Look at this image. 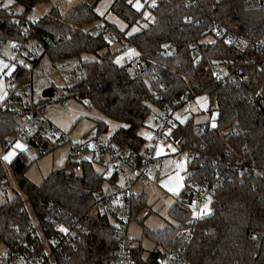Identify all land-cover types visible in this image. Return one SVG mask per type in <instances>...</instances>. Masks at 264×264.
I'll use <instances>...</instances> for the list:
<instances>
[{
	"label": "trees",
	"instance_id": "obj_1",
	"mask_svg": "<svg viewBox=\"0 0 264 264\" xmlns=\"http://www.w3.org/2000/svg\"><path fill=\"white\" fill-rule=\"evenodd\" d=\"M44 1L48 0H13L8 7L21 9L16 16H11L0 1L3 46L12 41H20L26 48L38 43L42 53L36 63L43 55L54 62L83 53L94 55L93 59L80 60V78L70 91L78 98L83 94V99L106 117L128 125L113 132L116 141L139 145L145 140L140 129L154 109L163 106L153 99L158 82L167 84V99L204 96L208 103L209 118L198 121L197 114H202L198 107L195 115L179 121V132L188 142H195L198 150L195 160L187 165L190 174L184 178V185L189 177L204 174L215 180L214 210L198 223L191 238L181 240L176 234L191 218L190 211L177 201L169 211L177 224L157 231L144 226L143 235L155 243V248L144 257L142 245L134 246L137 263L158 264L162 250L176 245L185 248L193 264H264V68L252 66L221 38L200 45L203 58L199 64L192 59L189 48L206 35L205 29L214 22L247 38L264 39V0H200L199 7L189 5L188 0H158L155 7L151 0H140L143 7L139 11L133 7L136 0H112L110 12L127 24L120 29L116 23L106 22L115 41L109 39L108 31L93 34L83 29V25L100 17L95 9L98 0H83L65 14L53 6L39 18L33 33H24L22 25L30 19L29 13ZM188 15L190 21L186 19ZM133 28L138 31L133 32ZM67 34L71 39L62 40ZM111 42L122 48L100 53ZM126 46L135 48L151 70L135 74L128 66L117 64L116 55ZM223 63L230 69H241L247 78L242 81L235 76L232 83L215 81L211 71ZM7 64L13 65L9 61ZM6 72L3 71L4 78L12 82L8 96L0 102L1 146L20 127L21 115L18 111L1 110V104L22 99L17 90L30 71L28 67H14L11 74ZM51 99L41 97L35 105L44 106ZM94 129L97 136L102 135L107 124L99 120ZM45 144L49 149L58 145ZM24 170L25 167L18 173L14 165L22 193L34 214L49 226L48 232L58 220L77 223L84 219L78 244L69 255L58 256V264H117L121 233L116 217L101 212L88 216L95 193L106 180L94 164L86 162L77 172L69 163L52 170L40 184L24 176ZM4 173L0 166V174ZM109 180L114 181V177ZM146 196L143 193L134 197V218L147 206ZM25 205L19 193L0 202L3 244L12 246L27 234L29 215Z\"/></svg>",
	"mask_w": 264,
	"mask_h": 264
},
{
	"label": "built area",
	"instance_id": "obj_2",
	"mask_svg": "<svg viewBox=\"0 0 264 264\" xmlns=\"http://www.w3.org/2000/svg\"><path fill=\"white\" fill-rule=\"evenodd\" d=\"M188 4L199 7L200 0H188ZM8 13L11 16H16V7H8ZM186 19L190 21L191 17L188 15ZM38 20V17H33V19L25 21L22 25V31L24 33H33ZM100 30L108 31L109 39L115 41V34L109 29L108 23L104 22L100 26ZM205 33L211 36V40L221 38L225 44L232 46L239 55L245 57L252 66L264 68V39L247 38L227 29L226 26L219 22L210 24L205 29ZM204 37L189 45L191 57L197 64L203 58V51L200 45L211 41H205ZM44 39L47 40L46 37ZM65 39H71V35L67 34L62 37V40ZM9 47L18 57L14 58L13 61H9V63H13L15 69L28 67L30 71L24 81V94L28 98L26 100L22 98L2 103L1 110L18 111L22 116L25 115L27 117L28 122L24 126L20 125L14 134L8 138L5 145L1 146L3 150L0 152V166H3V170H5L6 165L8 167L14 166L16 159H23V154L26 151L25 147L28 144L36 145L39 153L44 154L49 150L45 141L55 144L71 142L72 168L79 172L82 170L83 164L89 162L94 164L96 169L106 177L101 188L95 193L92 210L88 216L101 212L102 214H108L110 217H116L118 231L121 233L117 264H138L133 255L134 246L136 245H134L133 239L128 234V226L135 219L133 215V199L137 194L143 193L135 192V187L138 183H148L153 172L162 168L166 160H169L172 167L184 162L183 154L185 155L186 165L195 160L198 152L197 148H195V142H188L179 132V121L183 117L195 115L198 112V107L203 112L208 108V103L206 100L201 102L199 96L198 98L195 97L196 99L188 96L167 99V84L158 82L153 99L156 102L163 103V106L156 107L152 113L154 128L151 129V139L145 138L138 145L131 141L122 143L116 141L112 136L102 134L85 140L74 141L72 137L52 125L47 118L44 106H36L31 97V71L36 63L35 60L42 51L40 45L33 42L26 48L20 41H12L9 43ZM2 49L3 40L0 36V52ZM129 49L135 50L131 46H126L125 49L119 51L116 59L123 57L121 63L128 66L135 74L150 71V66H148L141 55H132L131 57L126 55ZM168 49L169 47L166 48V50ZM21 56L22 59L19 60ZM221 67L225 69L224 72L220 69ZM6 71L5 69L4 73ZM241 71L239 68L230 69L228 64L223 63L212 69L211 77L218 82L228 81L232 83L235 80V76L244 81L247 78V74H242ZM73 74L75 78H80L78 70H74ZM153 79H155V76H153ZM71 95L75 94L71 92ZM203 98L205 97L203 96ZM254 98L255 95H253ZM197 101H199L198 104H196ZM59 103L66 105L68 96L63 94L59 98ZM201 105L204 106L202 107ZM206 105L207 107H205ZM205 112L208 113V109ZM178 116L179 119H177ZM207 119H202V121ZM19 138L24 141L25 147L15 149L16 155L10 164L3 162V157L8 151L12 150ZM160 149L162 151L157 155ZM172 149H175V151H172ZM99 168H101V171ZM188 175L185 174L184 176L187 177ZM112 177H114V181L109 180ZM214 183L215 180L212 181L207 174L189 177L185 183L179 193L178 202L190 211L191 219L190 223L178 230L176 234L178 239L191 238L198 223L213 212L216 194ZM16 193H19L26 203L25 206L29 215L27 234L21 235L18 242L12 246L4 245L0 252V264H58V256L69 255L78 244L84 232V219L82 218L77 223L58 220L53 224L52 231L48 232L49 226L44 224L34 214L31 205L28 203L27 196L22 193L19 187L16 177H12L6 171L4 174H0V202L15 196ZM208 196L211 197L213 210L210 214L200 215ZM194 209L197 213L196 216H193ZM61 227L66 228L68 231L61 232L59 230ZM157 261L158 264H193L187 257L185 248L176 245L164 248Z\"/></svg>",
	"mask_w": 264,
	"mask_h": 264
},
{
	"label": "rangeland",
	"instance_id": "obj_3",
	"mask_svg": "<svg viewBox=\"0 0 264 264\" xmlns=\"http://www.w3.org/2000/svg\"><path fill=\"white\" fill-rule=\"evenodd\" d=\"M82 1L83 0L44 1L37 4L33 8V10L29 13V18L33 19V17H42L48 14L51 7L56 5L59 7L61 13L65 14L71 9L78 6ZM111 1L112 0H98L95 9L96 11L97 9H99L100 11L104 12V15H100V17L93 23L83 25V29L95 34L100 31V26L107 21H116L117 23H119H116V26L120 29H122L123 26L127 27V24L121 18L110 12ZM157 2L158 0H155L156 4ZM150 3L152 4V0ZM5 4H8V0H3V5ZM16 10L21 11L19 7H16ZM204 40H211V36L207 34L204 37ZM117 47L118 45L115 42H111L110 47L102 49L100 53H105L108 50H114ZM0 54L7 61H13L14 58H18L16 56V53L10 49L9 43H6L3 46ZM85 57H87V59H85ZM93 58H95L94 55L83 53L80 55H72L54 62L50 59L49 56L43 55L31 71V97L33 98V102L36 103L41 99L42 93L46 88L54 87V89H56L54 96L50 101L46 103V105H44L45 113L48 120L52 123L53 126L58 127L62 132L72 137L74 141L85 140L95 136L96 130L94 129V126L99 120H103V122L107 124V131L104 132V135L107 136H112L113 132L119 128L114 127V125H122L121 122L103 115V113L100 112L96 107L90 105L86 99L71 95V87L78 83V79L75 78L73 74L74 70H79L78 65L80 60H89ZM21 59L22 56L19 58V60ZM220 69L223 72L225 70L222 67ZM11 82L12 80L7 81V84L9 85L8 88L10 87ZM17 92L21 94L24 100L28 98L24 94V84H22L18 88ZM63 94L68 96V103L66 105H61L59 103V98ZM201 98L203 97H200V99ZM203 101L204 100L201 99V102ZM198 103L199 101L196 102V104ZM205 107H207V105ZM207 109L204 111H207ZM204 111L202 112V114H197L196 119L198 121L209 118L208 113H204ZM27 122V117L25 115H20V125L24 126V124H26ZM153 128L154 124L151 116L147 123L142 127V129H140V134H151V129ZM143 136L148 139L147 136ZM17 142H19L20 144H25L21 138L17 139L14 147H12V150L8 151L5 154L6 156L9 153H12V156L9 160H5L3 158V162L9 164L11 163V160L15 156H13V151L18 148L16 147ZM2 150L3 147H1L0 145V152ZM25 150L26 151L23 154V159H21L25 167L24 176H26L36 184H40L52 170L64 168L69 163L73 162L71 142L59 143L54 149L50 148L48 152L44 154H40L37 146L34 144L26 145ZM182 158L184 160L183 168L171 166L172 170L174 169L175 175L177 172L180 176L181 174H190V172L187 171V163L185 161L184 154L182 155ZM168 163L169 160H166L165 164L160 169L162 171V174L163 171L167 169L166 165ZM11 166L8 167L6 165L5 171L8 172V174H10L12 177H15L14 166ZM99 170L101 171V168H99ZM172 170L167 169L166 173H173ZM154 173L155 172H153L151 180L148 183H138L135 187V192L147 193L148 197L145 194L147 199V206L145 208H142L138 216L128 226V234L133 239L134 245L138 246L139 244H141L146 250V252L144 253L146 257L149 255L150 251L155 248V243L150 238L143 235L144 226L148 227L150 230L157 231L169 224H177L176 220L171 218V216L169 215V211L171 207L178 201L179 194L170 192L168 188L164 186V184L169 180L163 179L161 182H159L160 178H158ZM169 177H167V179H169ZM206 202H208V199L207 201H205V203ZM209 207L212 211L213 207L211 202L209 203ZM147 212L150 213L148 214ZM4 245L5 244H3V242H0V252L3 249Z\"/></svg>",
	"mask_w": 264,
	"mask_h": 264
},
{
	"label": "snow or ice",
	"instance_id": "obj_4",
	"mask_svg": "<svg viewBox=\"0 0 264 264\" xmlns=\"http://www.w3.org/2000/svg\"><path fill=\"white\" fill-rule=\"evenodd\" d=\"M12 2H13V0H8V4H11ZM129 3H132V0H129ZM8 4L3 5V7L7 8ZM155 6H156L155 0H152V7H155ZM133 7H135L139 11L143 7V4H141L140 0H136L135 4H133ZM97 11L99 12V14L101 16L104 15V12L100 11L99 9H97ZM148 15H149V13H145V16H148ZM135 31H138V29L133 28V32H135ZM129 35H131V33H129ZM209 43H214V41H209ZM229 43H230V41H229ZM164 47H168V45H164ZM126 55L131 57L132 55H138V53H136V51L134 49H129L128 53H126ZM85 59H87V57H85ZM122 60H123V57H118L115 62L117 64H121ZM14 67H15L14 65H8V64H5L2 61H0V71H2L3 69H8V74H11V72L14 69ZM0 88H2V86H0ZM3 95L4 94H0V99L3 98ZM201 99L202 100H206V98H201ZM86 103H87V101H86ZM201 106L203 107L204 105H201ZM177 119H179V116L177 117ZM114 127H128V125H122V126L121 125H114ZM212 127L215 128L216 124L213 123ZM143 135L147 136L148 139H151V135L150 134L144 133ZM16 147L23 148L24 146L22 144H20L19 142H17ZM169 147H171V146H169ZM160 151H162V149L158 150L157 155L160 154ZM172 151H175V149H172ZM11 156H12V153H9L8 155L4 156L3 158L5 160H9ZM177 167L178 168H183V163L177 165ZM182 180H183V177L180 176L179 173L177 172L176 175L169 177V181L166 182L164 184V186L166 188H168V190L170 192H173L174 194H179V190L183 187ZM210 202H211V197H208V202H206L203 205V209L200 212V215H203L205 213H209V214L211 213V208L209 207V203ZM193 208H194V206H193ZM196 215H197V213H196V211L194 209L193 216H196ZM59 230L61 232H67L68 231L64 227H61Z\"/></svg>",
	"mask_w": 264,
	"mask_h": 264
},
{
	"label": "crops",
	"instance_id": "obj_5",
	"mask_svg": "<svg viewBox=\"0 0 264 264\" xmlns=\"http://www.w3.org/2000/svg\"><path fill=\"white\" fill-rule=\"evenodd\" d=\"M141 2V1H140ZM111 3H112V1H111ZM135 4V3H134ZM142 4V3H141ZM111 5V4H110ZM51 9V8H50ZM146 13H148V12H146ZM149 16V15H148ZM148 16H146V17H148ZM40 18V17H39ZM111 23H117L116 21H114V22H111ZM117 24H119V23H117ZM122 28H125V26H123ZM117 45H118V47L116 48V49H114V50H119V49H121L122 48V45L121 44H119V43H117V42H115ZM0 61H2L3 63H5V64H7L8 63V61L0 54ZM3 71H4V69L2 70V71H0V86H2V88H0V94H4L3 95V98L2 99H0V101L1 100H3V99H5L6 97H7V95H8V93H9V90H8V84H7V81L8 80H6V78H4V76H3ZM22 145L25 147V144H23L22 143ZM14 153H13V156L14 155H16V152L15 151H13ZM166 167H167V169L168 170H172V167H171V164L170 163H168L167 165H166ZM161 169V168H160ZM160 169H158L157 171H155V175L158 177V178H160V180H159V182H161L163 179L164 180H169V179H167V177H171V176H174L175 175V173H174V169L172 170L173 171V173H166V171H167V169H165L164 171H163V174H162V171L160 170ZM170 172V171H169ZM167 174V175H166ZM166 175V176H165ZM181 176L183 177V180H182V184H183V187H184V178H185V176H184V174H181ZM166 178V179H165ZM183 187L179 190V192L183 189ZM143 193H145V192H143ZM142 193V194H143ZM146 195H147V193H145ZM147 197H148V195H147ZM150 213V212H149ZM137 246V245H136ZM143 247V246H142ZM144 248V247H143ZM145 249V248H144ZM145 252H146V250H145ZM144 252V253H145ZM143 256L144 257H146L145 256V254H143Z\"/></svg>",
	"mask_w": 264,
	"mask_h": 264
},
{
	"label": "water",
	"instance_id": "obj_6",
	"mask_svg": "<svg viewBox=\"0 0 264 264\" xmlns=\"http://www.w3.org/2000/svg\"><path fill=\"white\" fill-rule=\"evenodd\" d=\"M54 93H55L54 87H49V88H46L43 91L42 97H53ZM83 97H84V95L81 94L80 98H83ZM263 113H264V109H263ZM23 169H24V163L21 160V158L16 159V161H15V171H17L18 173H21L23 171Z\"/></svg>",
	"mask_w": 264,
	"mask_h": 264
}]
</instances>
